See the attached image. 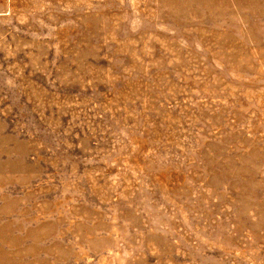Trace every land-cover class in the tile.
I'll use <instances>...</instances> for the list:
<instances>
[{
	"label": "rangeland",
	"instance_id": "1",
	"mask_svg": "<svg viewBox=\"0 0 264 264\" xmlns=\"http://www.w3.org/2000/svg\"><path fill=\"white\" fill-rule=\"evenodd\" d=\"M0 264H264V0H0Z\"/></svg>",
	"mask_w": 264,
	"mask_h": 264
}]
</instances>
